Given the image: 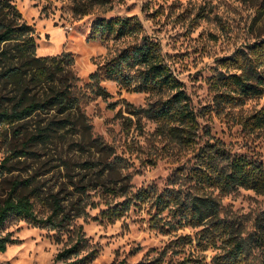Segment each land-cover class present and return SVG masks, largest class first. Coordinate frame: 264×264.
I'll return each instance as SVG.
<instances>
[{
    "label": "rangeland",
    "instance_id": "374dc122",
    "mask_svg": "<svg viewBox=\"0 0 264 264\" xmlns=\"http://www.w3.org/2000/svg\"><path fill=\"white\" fill-rule=\"evenodd\" d=\"M75 1L14 0L35 28L38 55L73 53L87 122L77 120L46 138L32 136L55 114L54 109L0 124V163L5 165L0 170V201L14 188L28 194L35 211L45 216L57 196L73 215L64 228L9 218L4 232L16 240L0 251V264H53L58 252L80 233L85 238L83 248L68 258L84 257L76 264H217L222 240L202 249L196 238L201 226L179 223L170 209L159 217L176 227L158 229L155 207L138 195L143 188L176 186L175 180L184 179L207 141L264 161V126L244 125L247 116L264 107V94L219 107L208 82L219 59L264 38V0H105L84 14L74 11ZM117 15H136L142 21L141 31L120 39L91 36L98 17ZM144 34L160 43L198 113V142L193 145L173 140L159 121L137 119L132 109L146 105L155 93L127 89L114 80L101 81L109 94L93 92L89 74ZM15 93L0 83V108L11 107ZM97 141L106 147L97 146ZM82 184L88 187L85 192L78 190ZM110 186L121 191L110 192ZM221 196L223 213L238 227L252 231L255 216L264 208V194L239 187ZM78 199L87 201L80 215L72 208V201ZM111 203L121 208V214L108 213ZM240 264H264V260L253 248Z\"/></svg>",
    "mask_w": 264,
    "mask_h": 264
},
{
    "label": "trees",
    "instance_id": "16d2710c",
    "mask_svg": "<svg viewBox=\"0 0 264 264\" xmlns=\"http://www.w3.org/2000/svg\"><path fill=\"white\" fill-rule=\"evenodd\" d=\"M105 0H78L73 4L76 13H88L95 3ZM142 21L136 15L98 17L92 24V37L120 39L138 34ZM35 28L27 22L14 0H0V83L7 91H16L11 107L0 108V124L15 123L42 110H55V114L40 127L32 138H46L77 120L87 121L82 110L84 92L78 84L79 76L73 65L74 55L64 50L50 55H38ZM93 92L107 95L109 91L102 80H114L121 87L136 91L153 92L157 96L146 105L133 108L138 116H146L161 122L163 132L182 145L198 142V113L192 107L190 96L172 68L160 43L147 34L115 51L105 62L89 74ZM215 92L217 106H234L244 103L248 97L264 94V38L250 42L231 54L219 59V67L208 79ZM32 91H42L37 94ZM136 119V120H137ZM134 123V119L131 117ZM131 123V124H133ZM245 126H264V107L246 117ZM103 148V142H96ZM0 163V170L4 168ZM111 168L114 164H110ZM174 187L159 190L143 188L138 197L149 201L156 209L154 224L162 231H170L176 223L159 217L166 209L173 212L179 223L201 226L197 244L206 249L217 240H222V251L215 255L217 264H240L253 248L258 249L264 260V208L254 219L252 231L238 227L223 213L222 194L239 187L252 188L264 194V161L248 154L229 151L224 143L207 141L199 147L198 159L184 179L175 180ZM78 190L87 188L78 185ZM116 193L121 190L108 187ZM63 199L55 196L51 211L40 216L28 194L12 188L0 201V251L15 242L4 226L11 217H23L40 225L69 227L72 211L66 210ZM128 205L132 198L128 199ZM87 201H72V208L80 215L86 210ZM109 212L117 214L119 206L111 203ZM122 211H120L121 214ZM188 240L193 241L191 236ZM85 238L78 239L57 254L53 264H76L68 258L77 255L83 248ZM88 258V256H86ZM63 262L59 263L58 261ZM137 264H152L151 261Z\"/></svg>",
    "mask_w": 264,
    "mask_h": 264
}]
</instances>
